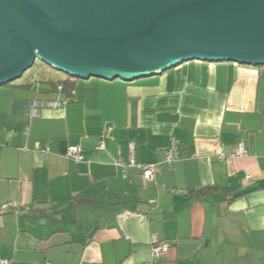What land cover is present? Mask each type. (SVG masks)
Here are the masks:
<instances>
[{
  "label": "crops",
  "instance_id": "1",
  "mask_svg": "<svg viewBox=\"0 0 264 264\" xmlns=\"http://www.w3.org/2000/svg\"><path fill=\"white\" fill-rule=\"evenodd\" d=\"M239 142L245 156L217 160ZM129 143L151 180L123 174ZM4 204L9 264H264V66L194 60L131 82L33 72L0 86ZM152 237L168 245L158 257Z\"/></svg>",
  "mask_w": 264,
  "mask_h": 264
},
{
  "label": "water",
  "instance_id": "2",
  "mask_svg": "<svg viewBox=\"0 0 264 264\" xmlns=\"http://www.w3.org/2000/svg\"><path fill=\"white\" fill-rule=\"evenodd\" d=\"M194 60L264 66V0H0V86L35 61L131 82Z\"/></svg>",
  "mask_w": 264,
  "mask_h": 264
},
{
  "label": "built area",
  "instance_id": "3",
  "mask_svg": "<svg viewBox=\"0 0 264 264\" xmlns=\"http://www.w3.org/2000/svg\"><path fill=\"white\" fill-rule=\"evenodd\" d=\"M62 88H63L62 84H59L57 86V91H59V92L62 91ZM40 104L42 105V103L37 102V101L32 102L30 110H29L30 114L32 116H34L36 114V107L39 106ZM60 104H61L60 100L57 99L56 101L49 103V104H46V105H48L52 108H58L60 106ZM178 147H179L178 141L173 140L170 144V147L165 152L164 162L167 166H171L175 162V160L177 159V157L179 155ZM97 148L98 149L104 148L103 141L98 142ZM128 148H129L128 162L127 163H123V162L119 163V165L121 166V168L123 170V174H124V170L127 166H136L140 170L141 177L144 181L151 180L153 177V174L155 172V165L154 164H136L134 161V145L132 143H129ZM40 152L43 156L48 155L49 154L48 145H45L44 148ZM245 155H246L245 146L242 142H239L237 144L236 150L233 153L229 154V156L219 154L217 156V160L218 161H225L227 158H237V157H243ZM65 156L68 159L75 160V161H81L83 159V155H82L81 150L78 146H69L67 148V153ZM245 181L247 183L250 182V177L246 176ZM9 206H10V204H4V205L0 206V209L6 210L9 208ZM150 245H151V252H152V255L154 257H158V256L162 255L168 249L167 243L160 242L154 237H152ZM0 264H9V261L6 260L5 258L0 257Z\"/></svg>",
  "mask_w": 264,
  "mask_h": 264
},
{
  "label": "rangeland",
  "instance_id": "4",
  "mask_svg": "<svg viewBox=\"0 0 264 264\" xmlns=\"http://www.w3.org/2000/svg\"><path fill=\"white\" fill-rule=\"evenodd\" d=\"M34 73H38L40 75H43L44 73L46 72H50L52 74H58L59 76H62V77H68V75H65L63 73H56L54 70H52L51 68L47 67L45 64H43L42 62L40 61H35L34 65L32 66V68L26 70L22 77L14 82H25L32 74ZM12 82V83H14ZM10 83V84H12Z\"/></svg>",
  "mask_w": 264,
  "mask_h": 264
},
{
  "label": "trees",
  "instance_id": "5",
  "mask_svg": "<svg viewBox=\"0 0 264 264\" xmlns=\"http://www.w3.org/2000/svg\"><path fill=\"white\" fill-rule=\"evenodd\" d=\"M37 73V72H36ZM57 87V86H56Z\"/></svg>",
  "mask_w": 264,
  "mask_h": 264
}]
</instances>
